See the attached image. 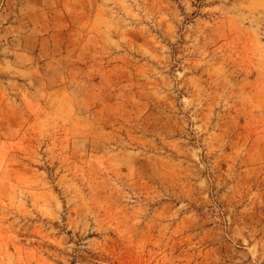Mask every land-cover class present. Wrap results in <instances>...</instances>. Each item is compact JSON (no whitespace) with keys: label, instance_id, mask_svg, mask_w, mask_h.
I'll use <instances>...</instances> for the list:
<instances>
[{"label":"rangeland","instance_id":"obj_1","mask_svg":"<svg viewBox=\"0 0 264 264\" xmlns=\"http://www.w3.org/2000/svg\"><path fill=\"white\" fill-rule=\"evenodd\" d=\"M0 264H264V0H0Z\"/></svg>","mask_w":264,"mask_h":264}]
</instances>
